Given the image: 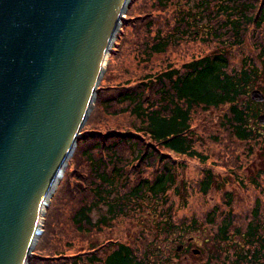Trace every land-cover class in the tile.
<instances>
[{
    "label": "trees",
    "instance_id": "obj_1",
    "mask_svg": "<svg viewBox=\"0 0 264 264\" xmlns=\"http://www.w3.org/2000/svg\"><path fill=\"white\" fill-rule=\"evenodd\" d=\"M168 1L176 9L172 20L163 21V27H154L156 21L146 15V30L153 37L151 42H143L141 55L148 58L162 55L169 48L189 41L215 45L216 49L210 54L192 57L180 68H172L170 64L157 74L151 72L144 76L142 84L130 89L127 88L130 80L115 86L113 79L108 81V71L104 74L95 102V106L99 104L103 108L101 116L96 117L94 109L78 136L75 152L47 209L45 228L40 243L29 257L30 264L61 258L69 264H154L152 251L155 250H152L154 245L151 240L137 246L114 239L90 245L70 255L49 242L55 235L61 237L59 242L68 237V223L80 233H91L97 229L101 233L114 220L129 214L134 205L137 207L133 209L141 210L149 198L159 204H167L163 198L176 184L177 169L181 164L174 162L171 155L164 151L197 159L203 165L210 159L208 154L195 147L192 122L196 111L226 107L220 123L229 129L234 141L250 150L255 146L264 148V130L261 129L264 126L258 121L259 109L264 103L250 97L255 82L264 74V0H155L163 7ZM132 2H129L126 16L122 19L123 29L128 19L134 23V18L145 15V11L133 12L130 7ZM151 9L149 14L154 17L158 10L153 4ZM123 29L121 26L120 31ZM248 40L256 55L244 54ZM116 48L120 50L121 43ZM234 48H238L244 56L240 64L233 66L230 52ZM120 113L133 116L129 131L108 127L110 116ZM251 144L253 147H250ZM237 160L232 163L236 164ZM158 162L162 164L158 165ZM134 163L135 166L140 163L153 169V177L140 176L135 180L140 172H125L127 165L133 166ZM224 163L230 165L229 161ZM82 164L84 167H81ZM215 165L212 163L203 170L199 181L202 194H208L216 180ZM242 166L241 163L237 165ZM85 171H88L86 175ZM257 174L259 179L264 171ZM71 178L74 186L71 185ZM254 181L258 186V180ZM226 195L227 205L231 206L233 196L229 192ZM63 200L74 205L68 216L62 214L61 220L59 214ZM99 208H105V211L94 219L92 214ZM171 210L158 212L159 224L166 233L178 228ZM216 212L217 208H214L209 219L213 224L218 216ZM192 222L195 226L197 219ZM216 232L215 242L220 244L235 243L233 237L243 241V245L234 249L233 264H264V204L261 200L256 201L246 226L236 223L230 207L221 218ZM65 244L72 245L70 238Z\"/></svg>",
    "mask_w": 264,
    "mask_h": 264
},
{
    "label": "water",
    "instance_id": "obj_2",
    "mask_svg": "<svg viewBox=\"0 0 264 264\" xmlns=\"http://www.w3.org/2000/svg\"><path fill=\"white\" fill-rule=\"evenodd\" d=\"M129 2L0 0V264L32 253L42 203L75 150ZM251 96L264 101L261 90Z\"/></svg>",
    "mask_w": 264,
    "mask_h": 264
},
{
    "label": "rangeland",
    "instance_id": "obj_3",
    "mask_svg": "<svg viewBox=\"0 0 264 264\" xmlns=\"http://www.w3.org/2000/svg\"><path fill=\"white\" fill-rule=\"evenodd\" d=\"M152 4L158 10L155 13V18L149 14L152 10ZM130 7H132L131 10L133 12L134 10L145 11V15H142V18H134V23L133 21L129 22L128 19L124 29L122 25L123 30L119 31L115 44L112 45L113 48L111 49L113 50L109 51V60L106 63L105 73L108 71V81L113 79L115 86L119 82L130 80L127 88H134L139 83L142 84L145 80L144 76L151 72L157 74L159 71L168 68L170 64L172 68H180L183 63L189 61L192 57L204 56L216 49L215 45L189 41L180 43L181 45L178 47L169 48L162 55H153L150 58L145 54V56H142L143 42H151L153 37V34L148 33L146 30L148 23L146 15L156 21L157 24H154V27H163V21L172 20V13L175 12L176 6L169 1L167 6L163 7L159 6L155 0H133ZM120 43L121 49L119 50L116 47ZM115 49L117 51L114 53ZM230 54L231 63L234 66L240 64L244 54L256 55V52L253 50L250 40H248L245 43L244 54L240 53L238 48L231 49ZM257 63L259 64V59H257ZM254 88H259L264 92V74L259 81L255 82ZM120 89H117V91ZM113 91L116 93V90ZM95 102L91 112L95 109V115L99 117L103 108L99 104L95 106ZM225 110L226 107L205 112L196 111L193 115L192 126L196 138L195 147L198 151L210 156L206 165L201 164L197 159H188L168 150L164 151L167 155H171L174 162L181 164L179 169H177L176 184L163 198L167 204L162 205L149 198L141 210L138 208L133 209L136 206L134 205L130 208L129 214L114 220L101 233L97 232L98 229L91 231V233H80L73 230L70 227L71 224L66 221L68 223V237L59 242L61 237L55 235L51 237L52 239L49 243L70 255L90 245L103 244L114 239L127 243L132 242V244L137 246H141L143 242L151 240L154 245L152 250H155L152 251V256L155 260L154 264H222L223 262L233 264L235 260L234 249L239 247V245H243V241L233 237L235 243L229 241L226 244H220L215 242L216 231L221 218L229 211L230 207H232L233 214L236 217V223L246 226L247 222L251 220V212L256 201L261 200L264 204V175L260 176L259 179L257 178V173L264 171V148L255 146L250 150L242 143L234 141V137L229 134V129L223 127L220 123ZM259 114H264V105L260 106ZM110 118L108 127L114 126L113 130L124 129L129 131L132 121H134L133 116L128 113H120L115 117L110 116ZM259 124L262 125L261 123ZM261 129L264 130V127ZM112 138L108 139L111 140ZM262 146H264V143ZM250 147H253V144ZM248 153L250 156H247ZM236 158L238 159L236 164L232 163ZM224 161H229L230 165H226ZM212 163L216 164L213 168L216 173V180L209 193L202 194L199 190V181L204 174L203 170L210 167ZM240 163L243 165L241 168L237 167ZM161 164L158 162V165ZM136 165L135 163L133 166L127 165L125 172L127 174L129 172H134V174L140 172L136 174L135 180L139 179L140 176L153 177V169L148 168L145 164L138 163ZM81 167H84L83 164ZM87 172L85 171V175ZM78 178H80L79 175ZM71 180V185L74 186L73 178ZM254 180H258V186ZM228 192L233 196L231 206L227 205L228 196L226 193ZM68 198H72V196ZM73 205L71 201L63 200L59 214L61 220L62 214L65 217L69 215ZM168 208L172 209L170 214H172L174 221L178 224V228L170 233H166L163 230V227L159 224L160 219L158 216V212L164 213ZM214 208H217L215 214H218V216L213 224L209 219L212 217L211 212ZM104 211L105 208L94 210L93 218H98ZM221 214L223 215L221 216ZM195 218L197 223L194 226L192 220ZM183 221L184 223L181 224ZM40 238L41 235L35 246L40 243ZM67 238H70L71 246L65 244ZM195 250L199 252L194 253ZM35 262L39 264H69L66 263L64 258L57 261L46 259L42 260V262ZM26 263L30 264L29 259Z\"/></svg>",
    "mask_w": 264,
    "mask_h": 264
},
{
    "label": "bare ground",
    "instance_id": "obj_4",
    "mask_svg": "<svg viewBox=\"0 0 264 264\" xmlns=\"http://www.w3.org/2000/svg\"><path fill=\"white\" fill-rule=\"evenodd\" d=\"M125 14H126V7L124 6V8H123V11H122V14H121V20L123 19V18H125ZM121 26H122V23H121V25H120V27H119V29L117 30V34H116V37H117V35H118V33H119V31H120V29H121ZM113 39H114V37H113ZM112 39V42L114 41ZM116 40V39H115ZM115 42V41H114ZM114 44V43H113ZM112 44V45H113ZM111 44H110V47L108 48V51H107V53H106V55H105V57H104V60H103V69L106 67V63H107V59H108V55H109V51L111 50V46H112ZM255 89H258V90H261V89H259V88H254V89H252L251 90V92L253 91V90H255ZM251 92H250V97L252 98V96H251ZM261 92L264 94V92L261 90ZM94 100H96L95 99V96L94 95H92V97H91V100H90V104H89V107L91 108L92 106H93V104H94ZM253 100V99H252ZM254 101H256V100H254ZM257 102H260V103H264V101H257ZM89 108V109H90ZM261 115H264V114H259V116H261ZM259 116H258V121H259V123H261L263 126H264V123L263 122H261L260 120H259ZM78 139V138H77ZM72 148H73V146H72ZM72 148H71V150L68 152V154H67V158H66V160H65V162L62 164V166L60 167V170H59V175L57 176V178L55 179V181L53 182V184H52V187H51V189H50V191L46 194V196H45V198H44V201H43V203H42V206H41V210H40V215H39V219H38V222H37V227H36V232H35V235H34V238H33V240H32V244H31V246H32V250L31 251H33V249H34V246H35V244H36V242H37V240H38V238H39V236H40V234L43 232V225H44V221H45V216H46V212H47V209H48V207H49V205H50V202H51V199H52V196H53V194H54V190H55V188H56V186H57V183H58V181H59V179L61 178V176H62V174L64 173V171H65V169H66V166H67V164H68V162H69V159H70V156H71V151H72ZM30 256V255H29ZM25 264H27L26 262H25Z\"/></svg>",
    "mask_w": 264,
    "mask_h": 264
}]
</instances>
